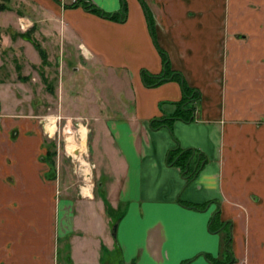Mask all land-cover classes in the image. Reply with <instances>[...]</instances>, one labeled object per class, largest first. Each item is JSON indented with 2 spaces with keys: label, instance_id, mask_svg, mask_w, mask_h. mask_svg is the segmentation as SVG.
I'll list each match as a JSON object with an SVG mask.
<instances>
[{
  "label": "crops",
  "instance_id": "1",
  "mask_svg": "<svg viewBox=\"0 0 264 264\" xmlns=\"http://www.w3.org/2000/svg\"><path fill=\"white\" fill-rule=\"evenodd\" d=\"M22 1L26 11L9 0L0 9L8 19L0 24L12 29L0 34V56L19 48L38 75L25 79L38 81L40 55L18 33L33 26L49 60L53 43L56 58L73 50L120 68L133 105L85 116L100 190L88 176L73 190L48 156L58 116L40 109L44 97L24 92L28 85L18 81L12 91L13 78L0 76V103L17 105L0 113V264H116L112 250L121 264H221L227 232L228 264H264V0H124L123 20L72 0ZM91 1L105 12L122 3ZM159 48L195 93L184 102L192 118L174 119L171 131L149 120L178 108L179 78L147 85L142 77V69L164 72ZM56 58L48 61L54 71ZM52 88L59 100L61 85ZM78 131L83 140L87 127ZM174 138L206 157L188 183L165 163ZM214 214L218 227L210 229Z\"/></svg>",
  "mask_w": 264,
  "mask_h": 264
},
{
  "label": "rangeland",
  "instance_id": "2",
  "mask_svg": "<svg viewBox=\"0 0 264 264\" xmlns=\"http://www.w3.org/2000/svg\"><path fill=\"white\" fill-rule=\"evenodd\" d=\"M0 1L5 2L6 0ZM9 2L17 4L19 9H25L26 11V1L9 0ZM0 12L2 13L4 11ZM37 15L36 12H33L34 17H37ZM0 19V22L3 23L8 20L7 16ZM11 31V27H6L4 24H0V34H5ZM13 31L16 32V30ZM37 31L38 30H34L32 34L37 35L39 33ZM52 44H50L51 47L49 48V53L51 56L50 60L52 59L54 61L56 57L52 54L56 53L58 49L55 48V46L52 47ZM17 51V54H14L10 49L5 50V53L2 51L0 56V61H2L0 66V76L3 77L2 80H4V73L7 72L6 77H9L10 79L13 78L11 82L12 91H19L21 89V87H19L21 85H19L18 81H22L24 85H28V89H22L24 92H32L35 95L39 94V96L44 97L45 103L40 106V109L46 114L58 116L55 121V124L57 125V130H55L56 133L52 139L47 140V142L48 144L51 143L49 144V147H51L52 150L54 149L56 162L60 164V179L62 186L64 181L67 183L70 179L68 182L71 183L70 189L78 190L79 185L82 184L86 176H88L92 184H94L93 187L95 192H99L100 189L97 184L98 177L95 175L97 168H94L93 150L90 145V133L88 131V126L86 125L89 120H87L85 116H88L92 109H100L105 112L108 110L117 112V108L118 111L121 112V107L131 109L133 104L127 91L128 75L125 74V72H122L120 68L113 67V69H109L102 66L100 63L88 60L79 55V53L71 50V52H60L61 55H59V58L57 57L60 61L59 70L56 68V71H54V67L48 62L50 61L48 57L45 67L40 61V68L42 71H39L40 73L38 72L40 75L39 80L33 82L29 79V82L28 78L33 74L35 78L38 77L36 66L31 65L30 62L26 60L27 57L22 55V51L19 48ZM14 55L16 58H13ZM74 65L78 66V69L72 68ZM27 68L29 69L28 75L24 73V70ZM68 68H70V74L67 73ZM25 77L28 78L25 79ZM43 77H45V80H43ZM60 82H62V84ZM49 84L51 87H48ZM57 84L61 85V103L60 99L58 100L59 91L54 92V89L52 88V85L55 87ZM187 93H190V89H188ZM20 95L21 94H19V96ZM53 99L57 101L54 102ZM16 106L17 105L9 103V101L6 105L0 103V113L6 112L7 110L9 111ZM21 107L27 110L30 108V105L24 104L21 105ZM31 107L36 111L37 105L33 104ZM80 123L87 127L85 138L83 140L79 138L78 127L81 125ZM71 144L76 147L70 149L68 145L71 146ZM113 211L117 215L119 208H115ZM228 248L230 249V244H228ZM118 253L117 250L110 251L109 258L116 264H121V259L118 258L120 257Z\"/></svg>",
  "mask_w": 264,
  "mask_h": 264
},
{
  "label": "trees",
  "instance_id": "3",
  "mask_svg": "<svg viewBox=\"0 0 264 264\" xmlns=\"http://www.w3.org/2000/svg\"><path fill=\"white\" fill-rule=\"evenodd\" d=\"M77 4H82L85 8L92 10L94 12H97L103 16L107 17H114V18H119L120 20H123L126 16V5L125 1L122 0L121 7L118 11H113V12H105L103 11L100 7L95 5L91 0H72L68 5H77ZM7 4L5 2L0 1V9H6ZM149 17V16H148ZM34 29V27H30L26 29L25 31L18 32L22 36H25L29 39L32 40L34 46L37 48L40 56H41V63L44 65L47 63V54L46 51L42 48L38 40L31 35V31ZM159 51L162 55V63H163V68L164 72L161 71L160 73L153 74L147 71L146 69H142V77L144 82L147 85H154L157 84L165 79H167L169 76H177L181 82L182 90H183V96L184 98L177 103L178 108L175 110V112L171 114H166L161 117H152L150 118V126L153 128H157L161 125H165L168 127V129L171 131V123L174 119L176 118H181V119H191V114L190 113H185V111H191L193 109V106L186 107L184 105V102L195 97L194 93V88H190L187 86L182 79L181 73L178 71H169L168 67V58L166 53L159 48ZM170 75H168V73ZM45 79V77H44ZM51 87V85H48ZM188 89H190V93L188 94ZM196 90V89H195ZM197 91V90H196ZM194 93V94H193ZM198 93V91H197ZM197 96V95H196ZM175 139V138H174ZM176 144L173 146L169 147L166 151L165 154V163L168 165H176L179 167L180 174L184 178V183H188L191 180H193L196 175L198 174L199 170L203 166V164L206 161V157L203 152L198 150L197 148L193 146H180L179 142L175 139ZM55 154L54 149L48 153V156L51 161H53V155ZM53 163V162H52ZM206 203H197V204H192L193 207L195 208H203L205 207ZM217 218L215 214L212 216V218L209 221V227L210 229H215L217 226ZM220 225L223 224V222L219 223ZM230 241V233L227 232L225 235V238L223 240V245H224V250H226V256L228 258L222 259L221 264H228V261L230 260V249L228 248V244ZM217 261V260H216ZM216 261H212V264H219Z\"/></svg>",
  "mask_w": 264,
  "mask_h": 264
},
{
  "label": "bare ground",
  "instance_id": "4",
  "mask_svg": "<svg viewBox=\"0 0 264 264\" xmlns=\"http://www.w3.org/2000/svg\"><path fill=\"white\" fill-rule=\"evenodd\" d=\"M68 147H69L70 149H73V148H75L76 146H73V145L71 144V146L68 145ZM76 155H77V154H76Z\"/></svg>",
  "mask_w": 264,
  "mask_h": 264
},
{
  "label": "water",
  "instance_id": "5",
  "mask_svg": "<svg viewBox=\"0 0 264 264\" xmlns=\"http://www.w3.org/2000/svg\"><path fill=\"white\" fill-rule=\"evenodd\" d=\"M115 227H116V224L114 223V224H113V227H112L113 233H114V229H115Z\"/></svg>",
  "mask_w": 264,
  "mask_h": 264
}]
</instances>
